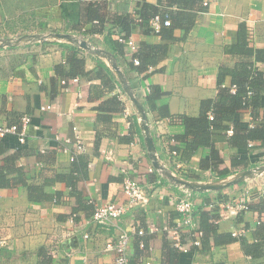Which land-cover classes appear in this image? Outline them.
Here are the masks:
<instances>
[{"label": "crops", "instance_id": "0c3cea01", "mask_svg": "<svg viewBox=\"0 0 264 264\" xmlns=\"http://www.w3.org/2000/svg\"><path fill=\"white\" fill-rule=\"evenodd\" d=\"M89 1L0 0V40L25 34L65 33L110 51L106 38L113 22H87ZM116 1L108 2L106 12L110 18L118 10ZM137 1L130 0L129 6L137 20L130 35L137 48L142 42L168 45L167 56L148 75L131 74L130 83L139 99L147 96L152 85L164 91L161 101L168 105L172 117H160L158 110L147 111L161 161L176 175L202 182L232 177L244 170L234 168L220 177L218 172L200 169L199 162L209 155V147L198 148L190 163L183 162L184 166L178 168L169 158L165 139L184 130L181 121L173 116H198L202 100L217 96L221 66L234 67L239 61L251 60L229 50L238 42L240 23L247 26L249 46L264 49V0H211L209 5L202 2L189 30L176 28L172 38H164L139 22L134 12ZM118 37L113 33L111 38ZM125 51L126 60L131 61L135 52L127 45ZM74 52L84 58L90 73L99 69L100 60L109 65L67 37L0 47V126L17 123L25 114L32 116L24 143L15 135L3 138L7 149L0 155V180L10 181L0 185V246L7 251L0 255V264H113L116 254L106 249L107 242L134 224L146 229L156 226L158 230L142 237L132 236L130 264H145V259L161 264H264V244L262 255L253 258L242 247V238L253 243L263 232L258 222L263 218L260 210L264 205V173L226 188L198 192L195 211L214 210L217 238L244 230L241 237L220 244L211 240L206 250L174 249L162 227H172L178 220L175 204L180 186L153 166L139 116L122 88L109 91L93 73L90 77L77 75V81L69 77L66 84L62 83L64 78L56 66L62 72L69 70L68 59ZM254 65L264 74V62L255 61ZM225 81L229 85L231 76H226ZM118 89L123 92L125 107L110 113L111 121L105 122L99 117L100 105ZM46 105L51 109L43 110ZM236 118L243 127L264 124V87L259 119L254 120L248 109L238 112ZM76 134L83 139L86 150L72 161ZM230 135L226 130H217L213 135L224 159L221 170L232 167L233 157L248 159L250 168L264 163L262 140L239 147L231 142ZM67 138L72 142H66ZM82 162L87 167L77 174L78 179L70 178L74 181L71 187L66 177L80 169ZM149 166L154 170L150 172ZM127 178L140 181L149 195L147 203L129 206L122 189ZM27 185L41 187L50 197L38 195V201L32 200ZM241 186L254 193L252 208L230 216L225 203L233 200L231 189ZM91 201L124 203L128 209L111 225L102 226L92 221ZM75 212L77 218L73 217ZM140 239L146 248H140ZM52 251L55 254L51 256ZM71 251L73 254L67 256Z\"/></svg>", "mask_w": 264, "mask_h": 264}, {"label": "trees", "instance_id": "16d2710c", "mask_svg": "<svg viewBox=\"0 0 264 264\" xmlns=\"http://www.w3.org/2000/svg\"><path fill=\"white\" fill-rule=\"evenodd\" d=\"M108 2L109 0H90L87 5V17L85 20L87 22L93 21L97 22L96 24L103 25L111 19L114 27L108 32L106 46L111 53L114 54L119 65L122 66L128 81L131 83V74H142L146 72V75H148L150 69L167 56L168 45L142 42L134 53L132 60L127 61L125 57L126 44L121 41L120 38H130L132 26L137 20L129 11L130 0H117L116 7L118 10L112 18H110L106 12ZM202 2L203 0H158L157 3H153L151 0H139L136 3L134 12L139 22L148 25L151 31L161 34L164 38H172L174 37L173 32L176 28H185L189 30L190 26L194 23L199 11L198 7L202 5ZM156 15H160L163 20L169 18L171 24L169 26L162 25L159 32H156L150 24V20ZM95 29H97V27ZM113 33H117L119 37L117 39H112ZM238 37V42L229 47V50L233 53L243 55L246 58H250L251 60L239 61L234 67L221 66L218 73L219 92L217 96L215 98L202 100L201 112L198 116H190L187 114L173 116L181 121L184 130L182 133L170 137V139L174 140L170 141V149L176 150L178 153L177 160L184 163H190L191 156L198 148L209 147L210 153L207 157H203L200 160L199 168L218 172V176L220 177L226 176L234 168H250V161L248 159L233 157L232 167L230 169L221 170L220 166L224 163V159L220 149L217 148L213 142V135L217 130L227 131L232 128L233 133L230 135L231 142L237 144L239 147L247 146L250 142L256 140H262L264 142L263 123H257L250 127H243L236 118L238 112L248 109L254 120L259 119V112L262 107L264 74L255 67L254 62H264V49L249 46L248 30L244 22L240 23ZM134 58L139 60V64L136 65L134 63ZM68 62L70 68L64 72L59 70V66H56V70L62 74L64 79L77 75L90 77L93 73L98 78L102 79V83L107 85L109 91L113 92L118 87L122 88L114 71L104 61L100 60L98 64L99 69L92 73L86 71L84 58L78 56L76 52L69 57ZM228 75L231 76L230 85H236L235 92H232L231 87L226 84L225 79ZM249 91H251L250 94ZM163 94V90L152 85L147 96L140 100L146 111L158 110L160 117H172L168 105L161 101ZM124 107V101L119 97V94L115 92L112 97L101 103L99 117L105 122H110V113L122 111ZM209 113L213 114V119H210ZM100 137L101 135L97 136L96 144L99 143ZM3 144V138H0V155L7 149L3 147ZM86 167L87 164L82 162L80 163V169H77L71 177H66L71 187H74V181L70 180V178L73 180L75 178L78 179L79 176H77V174L82 173ZM20 174L21 173L18 175ZM60 178L63 179L64 176L62 175ZM8 181L10 180H0V185ZM27 186L29 197L32 200L38 201V195H42L43 198L50 197L43 192L41 187L33 185ZM251 208L252 204L250 203L249 209L251 210ZM260 212L263 213V219L259 220L258 228L262 229L263 232L259 233V236L255 238L256 241L253 243H248L242 238L243 250L252 258L262 255V246L264 244V205H262ZM76 213L77 212H75V214ZM195 214L198 218L199 227L203 231L201 249H209L211 240L213 243L220 244L235 239L233 234L225 236L226 238H217V227L213 220L217 215L214 214V210L202 211L200 213L196 211ZM169 242L174 249H177L173 246L170 239ZM4 253H7L6 249L0 246V255Z\"/></svg>", "mask_w": 264, "mask_h": 264}, {"label": "built area", "instance_id": "2783aa9c", "mask_svg": "<svg viewBox=\"0 0 264 264\" xmlns=\"http://www.w3.org/2000/svg\"><path fill=\"white\" fill-rule=\"evenodd\" d=\"M211 0H204V5H209ZM152 28L159 32L162 25L169 26L171 21L169 18L162 19L160 15L154 16L150 20ZM18 37V36H16ZM130 49L131 52L137 51V45L132 38L123 39L120 38ZM134 63L139 64L137 58L133 59ZM152 69V68H151ZM150 69V70H151ZM79 77L73 78L74 81H77ZM68 81L66 79L62 80L63 84H66ZM231 91H236V85H230ZM119 94V97L122 99L123 92L121 89L116 91ZM251 91H249V94ZM51 105L42 106V109H51ZM210 119H213V114L209 113ZM32 121V116L25 114L21 116L20 120L17 123L10 125L0 126V138H4L9 135L17 136L20 143L26 141L27 130ZM227 133L232 134L233 129L230 128L227 130ZM173 139H165V144L169 151V158L171 161L176 163L178 168H182L184 163L177 160V151L170 149V141ZM66 142H72L70 138L65 139ZM250 145L252 142L249 143ZM74 154L71 156V160L76 159V155L83 153L86 150L85 143L79 134H76V139L74 142ZM148 170L151 172L154 170L152 166L148 167ZM176 174V173H175ZM123 192L127 195L130 205L145 204L149 201V195L147 190L142 186L138 179L127 178L122 184ZM181 194L178 196L175 207L178 213V220L176 224L172 227L164 226L162 229L168 234V238L172 241L174 247L182 252H189L193 248L201 249L202 247V237L203 231L199 227V222L195 214L196 204L198 199V192L187 188L185 186H180ZM264 192V189H263ZM252 191L250 188H245L238 198H235L227 203H225L226 214L230 216H236L241 212L249 211V204L252 201L253 197ZM94 206L92 213V221L96 224L102 226L111 225L115 220L120 219L127 211L128 207L124 203L116 202H101L97 203L91 201ZM77 215L74 214L75 218ZM263 219V218H262ZM158 230V227L151 226L149 229L137 227L135 224L130 226L127 230L123 231L116 239H110L106 244V249L114 251L116 254L113 264H130V253L129 247L133 235H138L139 237L145 236L147 233H154ZM235 237H241L244 234V230H236L233 233ZM85 238H88L87 233L84 234ZM256 241V240H255ZM140 248H146V243L142 239L139 241ZM53 252V253H52ZM51 255L55 254V251H52ZM73 252H68L67 256H71ZM145 264H161L160 261H155L154 259H145Z\"/></svg>", "mask_w": 264, "mask_h": 264}, {"label": "water", "instance_id": "95a60500", "mask_svg": "<svg viewBox=\"0 0 264 264\" xmlns=\"http://www.w3.org/2000/svg\"><path fill=\"white\" fill-rule=\"evenodd\" d=\"M60 39L63 37H67L70 40H74L81 48L96 53L100 57L107 60L110 68L114 71L117 78L120 81L122 89L128 95L136 113L139 116V124L144 136L145 144L147 146L148 154L152 160L153 166L165 177H167L170 181L178 184L179 186H185L190 188L196 192H205L210 190H219L222 188L229 187L231 185L242 182L246 179L262 175L264 173V163L258 165L256 167H251L244 169L235 173L232 177H224L221 179H216L213 181L202 182L198 180H190L181 176L176 175L171 169L166 167L161 161V157L158 154L157 146L153 137V134L150 130V125L148 121V114L146 109L141 103V100L138 98L134 89L132 88L130 82L128 81L123 69L119 65L116 57L108 50L98 47L94 44L89 43L84 38H77L71 34L65 33H49L45 35L39 34H25L19 35L18 37H13L12 39H2L0 40V47L3 46H12L19 45L33 41H44L49 38Z\"/></svg>", "mask_w": 264, "mask_h": 264}, {"label": "rangeland", "instance_id": "374dc122", "mask_svg": "<svg viewBox=\"0 0 264 264\" xmlns=\"http://www.w3.org/2000/svg\"><path fill=\"white\" fill-rule=\"evenodd\" d=\"M254 167H256V166H254ZM245 188H248V187L247 186H241L239 188H234V190L231 189V191H232L231 192V195H232L231 199L238 198L241 195V193L245 190Z\"/></svg>", "mask_w": 264, "mask_h": 264}]
</instances>
